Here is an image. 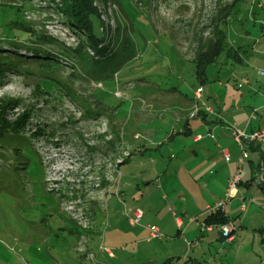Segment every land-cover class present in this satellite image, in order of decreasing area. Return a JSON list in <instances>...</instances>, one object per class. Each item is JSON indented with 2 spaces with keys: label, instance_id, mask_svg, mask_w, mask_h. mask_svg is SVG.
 I'll return each mask as SVG.
<instances>
[{
  "label": "rangeland",
  "instance_id": "rangeland-1",
  "mask_svg": "<svg viewBox=\"0 0 264 264\" xmlns=\"http://www.w3.org/2000/svg\"><path fill=\"white\" fill-rule=\"evenodd\" d=\"M59 1L0 0V57L9 64L0 75V118L2 106L13 102L4 115L8 123L0 120V126L6 125L0 135V264H95L78 254L82 244L94 249L99 264H108L101 261L108 256L98 252L100 243L124 259L116 264L161 262L176 251L186 254V242L206 234L202 223L207 210L226 200L224 213L236 223L237 242L232 246L215 242L209 250L202 238L198 248L205 254L199 259L205 264H214V258L218 264L222 258L229 264H264V191L253 180V187H239L227 199L228 185L224 187L222 180L227 163L221 150L230 152L231 165H237L242 155L228 130L234 119L221 120V128L214 132L218 146L214 143L217 149H210L212 161L202 160L208 173L204 181L189 184L182 173L192 169L195 157L187 162L179 157L184 146L194 147V136L206 133L201 117L191 118L190 113L177 117V106L182 107L184 100L192 102L194 110L198 87L203 89L201 108L210 106L218 112L226 103L231 108L238 101L250 105L254 100H261L264 107V89L261 95L239 89L244 85L240 76L230 72L240 65L224 66V54L207 68L204 84L199 83L193 63L197 52L207 53L216 41V24L235 47L240 36L261 38L257 12L264 15L258 8L262 0H96L104 22L100 32L117 51L96 67L90 58L82 61L72 53L81 39L56 10ZM13 30L20 31L15 32L17 38L9 34ZM199 39L206 42L204 49L198 47ZM40 50L54 57L33 55ZM25 114H29L26 125L13 134V124ZM209 117L213 121L216 114ZM187 124L191 134L177 138L185 135ZM133 130L138 131L140 148L129 166L120 167L119 175L108 166L117 157L132 154L123 139ZM165 131L177 140L164 145ZM247 151L258 170L260 158L250 147ZM168 155L175 159L172 169L178 166L181 174L172 177L180 185L173 189L170 183L166 191ZM241 178L246 180L245 172ZM102 180L105 186L97 188ZM121 180L134 187H123L124 193ZM123 202L144 212L134 231L140 235L136 241L116 236L127 234L111 218L114 213L122 217ZM80 207L93 222L88 230L79 228L68 212L71 208L75 216ZM176 218L184 224L179 237ZM153 225L162 239H150L148 227ZM71 231L86 235L88 242ZM102 233L104 241L99 240ZM194 250L187 252L193 259Z\"/></svg>",
  "mask_w": 264,
  "mask_h": 264
},
{
  "label": "crops",
  "instance_id": "crops-1",
  "mask_svg": "<svg viewBox=\"0 0 264 264\" xmlns=\"http://www.w3.org/2000/svg\"><path fill=\"white\" fill-rule=\"evenodd\" d=\"M258 8L264 10V0H262L259 3ZM254 16H255V12H254ZM257 16H258L257 18L260 19L259 22H262V23H260V28L262 30L261 38H259V39L254 41V40H249V39L248 40L247 39L244 40L240 36V37H238L239 40L237 42L240 41L241 43H240V45H237V47H235V44H232V45L229 44L228 39H227V44H228V46H231V48H233V54L234 55L232 54V56L229 57V55L227 56L226 55L227 53L224 52L223 54H224L225 58H224L222 64L224 66H228L232 62L231 64L235 63L237 65H240L239 69L235 68V69H233V72H230V73H232L233 76H240V78H241L240 83L241 84L243 83L244 85H243V88L241 87L239 89H245V90H247V92H249V93L252 92L254 94L257 92V95H261L259 93H261L262 90L264 89L261 86V84H264V76H260L259 75V71L264 70V15L262 14V12L260 13V11H259V12H257ZM255 19H256V17H255ZM243 33H242V35H243ZM250 33H251L250 31H247L246 38L249 37ZM223 54H221L219 56V58ZM217 60H218V58H217ZM193 63H195V60H194ZM206 74H207V71H206ZM244 78H246V80H244ZM207 80H208V78H207ZM198 89H202V87H198L197 90ZM195 96H196V94H195ZM200 96H201V98L199 100L196 97L195 104L193 106L194 108L198 104V102L202 101V99H203V89H202V93H201ZM233 100L235 101V98H233ZM238 103H239L238 106H233L232 105L231 108H228V105L226 103V106H224L218 112L213 110L210 106H207V107H209L212 110V113H210V114H209V112H205L204 109L199 106L201 108V110L194 117L191 116V113L193 111L192 110V104H193L192 102H187L185 104V100H184V103L182 104V107H180L179 105L177 106V108H178V110L180 112L178 114V116H177L179 118H182L184 116V114H186V116H188L189 113H190V117L191 118L201 117V119H202V121L204 123L203 125H201V130H203L206 133L205 135H203V134H198L197 135V136H202L203 137L202 139H198L197 136H194L193 137V146L194 147L190 148V146H184L183 153H181V156L179 157V159L181 161H186V162L188 161V160H186V158H189L190 156H194L195 157L194 159L191 160V163L193 164L192 169L189 172L187 170H185V172L182 173V174H184L187 177L186 183H189V184L198 183L199 179H201L203 177L205 178L208 175L207 169L202 168V164H203L202 160H205L207 162V161H212L211 159H213L212 158L213 155L210 152V149L215 147V146H213L214 143L217 146H218V144L216 143V138H212L211 135H213L215 137V134H214L215 130L218 127L221 128V126H222V121L221 120H224L226 122H231L232 120H230V119H234L232 125H235V126L241 128V129L246 130L247 133H251L253 131H257V130H261V129L264 130V116L261 114V112L264 111V107H263V103H261V100H254V102L250 103V105L242 104L239 101H238ZM256 110H257V119L253 120V121H250V119L252 118V116H253V114H254V112ZM220 112L221 113L223 112V116L218 117V115L221 114ZM212 114H213V116L216 114V119L213 120V121H211L210 120L211 117H209V116H212ZM231 114H232V116H231ZM232 125L230 124V126H232ZM187 126H188V124H187ZM191 127L193 128L192 124H191ZM191 132H192V130L188 126L187 127V132H184L185 135H180L177 138H181L182 139L183 136H186L187 133L191 134ZM133 133H135V134H133ZM137 133H138L137 130H133L131 132V134H129V135L125 134V136H124V139H123L124 144H125V146L128 149L132 150V154H131V157L128 160V162H126V164H124L122 166H129L132 156H134V154H136L139 151L138 148H140V147L136 143V140L139 139L140 137L138 138L139 135H136ZM229 133H231V138L233 139L232 132L230 130H229ZM177 138L173 137L172 135L169 136L168 135V131H165L164 132V145H165V143L171 144L172 142H175L177 140ZM253 147L254 148H252L251 151L254 154L257 155L256 157L260 158V155L262 153L264 154V146L263 145H254ZM133 149H134V151H133ZM164 151H167V150L164 149ZM221 151H222L221 154H223L224 157H225V154H224L225 151L228 152L229 155H230V162H226L225 161L227 163V166H226L223 178H222V180L224 182V187L228 185L230 179L235 175V173L238 171V169H242L241 176H243L244 172H245V174L247 176V178L245 180L246 182L241 178L242 182L239 185V187H244L245 189H249L250 187H253L252 181L256 180V178L259 176L260 171H261V167L258 170H256V166L253 165V162L255 163V161L254 160H249V158H248L246 160H249V166H248V169H247V172H246V171L243 170L246 161L242 165L243 166L242 168L240 167L241 164L239 162V159H238L237 165L236 164L235 165H231V154H230V152L225 150V149H222ZM216 154H217V152H216ZM170 157L171 156L168 155V156H166V158H168V159L164 158V182L169 180L167 182L166 191H169L168 184H170V183L172 184L170 186L173 187V189H174L175 185H176V187H177V185H180V183L179 184H175V179H173L172 177L177 176L178 174L180 175L181 174V170L178 169V166H175V168L172 169V167H171L172 166V162L175 161V159L172 160ZM259 161H260V159H259ZM118 173H119V175H121L120 174V168H119ZM131 177H133V175H131ZM204 178H203V181H204ZM133 181H134V179H133ZM256 182H257V180H256ZM122 183L123 182L121 180L120 187L122 188L123 192H124L123 187H125V186H127L129 188L134 187L133 183L129 182L128 180H127V184H122ZM181 186H182V184H181ZM259 189H261V188L259 187ZM262 191H264V190H262ZM99 210H100V207L99 208L97 207L95 214L93 213L96 218H97V214H98ZM245 210H246V206L242 205L241 211L244 212ZM102 213H104V212H102ZM225 214H226V212H225ZM104 218H106V217H104ZM111 218L114 220V222H113L114 225H117L119 227V229L123 230L124 232H127V234H123V235L117 233L116 234L117 238H119V239L120 238L130 239L132 241H136L137 239H139L140 235L137 234V236H136V234H134V231H135L136 227H130L129 224L127 223V221L125 220L124 215H122V217H120L119 214H115L114 213V215ZM106 219L107 220L109 219L108 215H107ZM192 223L193 222H191L190 224H192ZM232 223L236 224L235 221H233ZM176 225L178 227V231L176 232L175 236L179 237L183 233L182 229H183L184 224H183L181 219L176 218ZM202 226H203V223H202ZM202 231L206 232V234L199 235L192 242H189V241L186 242V244H187V251H185L186 254L185 253H178V251H176L171 256H164V260L174 259V263L173 264H184L188 260H195L197 262L201 261L199 263L205 264L204 263L205 259H203V258L199 259L200 256L202 255V253L205 251L202 248L201 249L198 248L199 243L202 240H204L202 238H206L207 239V242H208V245H209V247H208L209 250H212L213 245L216 244L215 242L223 241L224 243L229 244L231 246L234 245L237 242V232L236 231H235V239L232 242H230V243L223 238V236L221 234V231L219 230L218 227H214L212 229V231H207L203 227ZM103 233L99 236L100 237L99 240H103L104 241V238L101 239V236H103ZM99 234L100 233H98L97 235H99ZM81 237H80V239H81ZM87 238L89 239V237H87ZM111 240L113 241L114 239L112 238ZM189 244H192V246H189ZM102 245H103V243H102ZM194 248H195L194 253L197 252V255H195L196 257H194V259H193V257L188 255L187 252H189V253L192 252V250ZM88 250H90L91 252L94 251V249H88ZM78 252H77L78 254L85 255V254L81 253L80 251H78ZM204 254H205V252H204ZM112 260L114 261L113 263L111 262ZM101 261L103 263L108 262V263H111V264H114V263L116 264V261H124V259H122L120 257L118 258L114 254L113 258H109L108 257V259H106V260L103 259ZM161 262H157L156 263L155 261H149V262L141 261L140 263L139 262H134V263H131V264H137V263H139V264H149V263H151V264H159ZM100 264H102V263H100ZM125 264H130V263L126 262ZM214 264H218L216 262L215 258H214ZM220 264H229V263H226L223 260V258H222Z\"/></svg>",
  "mask_w": 264,
  "mask_h": 264
},
{
  "label": "trees",
  "instance_id": "trees-1",
  "mask_svg": "<svg viewBox=\"0 0 264 264\" xmlns=\"http://www.w3.org/2000/svg\"><path fill=\"white\" fill-rule=\"evenodd\" d=\"M55 1V0H54ZM60 3L56 2V10L60 11L63 13V15L66 17L68 21V27H70L72 30L75 31L76 34L80 35V42L77 44V46L71 50L72 53L76 57H80L82 61L85 60V58H90L91 64L93 66H100L101 62L103 60H108L110 57H114L117 54L116 52H113V48L110 46V43H106V38L103 36L104 31L101 29L100 32V26L104 25V22L101 19V13L99 12L98 8L96 7V0H60ZM234 6V5H232ZM20 32L19 30H13L9 31L13 32V36L17 38L15 32ZM5 32V30L3 31ZM215 35L217 36L215 42H211L212 45H210L208 49V52L203 54V53H198L195 58V64H196V76L199 81V83L204 84L207 80V74L206 70L208 66L213 64L217 58L224 52V48L228 46L227 44V37H226V32L223 31V29H220L218 24H216L215 27ZM128 44V40L126 41ZM126 43V44H127ZM206 42L204 40L199 39L198 42V47L201 46V49H204L206 46L203 45ZM125 45V46H128ZM4 51V50H1ZM89 52L87 57V53ZM33 55L42 58L43 56L46 58H53L54 54L44 52V51H33ZM227 56L229 57L232 56L233 54V48H230L226 52ZM91 54V55H90ZM234 55V54H233ZM59 60V58H56ZM66 62H68V59L66 57L63 58ZM6 65L8 66L9 64H6L4 62V59L0 57V75L6 73ZM97 69V68H96ZM98 70V69H97ZM75 71V70H74ZM71 77H75L76 73H72L70 75ZM3 79V77L0 76V80ZM68 94H70L68 92ZM13 102H9L6 106H2V114H1V122L4 124H7V120L5 118V111L7 108H9ZM29 118V114H25L22 116V118L19 119L17 123L13 124V129L14 132L13 134H18L20 131H18L21 127L20 126H25ZM3 125V124H2ZM19 125V126H15ZM6 126V125H4ZM4 126H0V135L4 134L6 131L3 129ZM5 128V127H4ZM114 147V146H113ZM251 150L254 148L253 146H250ZM129 159L125 160L122 165L126 164ZM264 169V154L262 153L260 155V163L258 168ZM257 180V178H256ZM103 184V185H102ZM106 183H103V180L101 182V187L105 186ZM257 185L264 190V180L257 182ZM229 223H232V219L227 216L224 212L219 211L216 214H213L211 216L205 217V220L203 224L206 227H219L222 225H227ZM75 228L78 229V227L74 226ZM72 232V231H71ZM75 234L77 237H81L84 234H77L76 232H72ZM223 236V235H222ZM223 238L226 240V238L223 236ZM174 259H167L163 260L159 264H173ZM151 264V263H149ZM184 264H201L195 260H188Z\"/></svg>",
  "mask_w": 264,
  "mask_h": 264
},
{
  "label": "built area",
  "instance_id": "built-area-1",
  "mask_svg": "<svg viewBox=\"0 0 264 264\" xmlns=\"http://www.w3.org/2000/svg\"><path fill=\"white\" fill-rule=\"evenodd\" d=\"M259 75L264 76V71H259ZM241 87H242V85H239V88H241ZM201 93H202V89H198L196 92V97L198 100L201 98V96H200ZM203 109L205 112L212 113V110L207 106H205V108H203ZM200 110H201V108L197 104L195 106L193 112L191 113V116L192 117L196 116ZM256 119H257V110L254 112L250 121H253ZM228 129L232 132V136H233L234 141L236 142V144L240 147V149L242 151V155L239 158V162L241 165H243L244 162L246 161V159L249 158V153L247 151L248 147L254 146V145H263L264 146V130L263 129L253 131L251 133H247L246 130L241 129L235 125L229 126ZM211 137L214 138L213 135H211ZM197 138L202 139L203 137L197 136ZM224 154H225L226 162H230L229 153L225 151ZM130 157H131V154L129 155L128 153H125L124 157H117L116 160L114 162H112V164H110L108 167L112 171L115 170V172L117 173L119 171V168L122 166L123 162L127 159H130ZM241 174H242V169H238V171L235 173V175L230 179V181L228 183L227 199L230 198L232 193L241 184V182H242ZM263 180H264V169L261 168L260 174L257 177V182L263 181ZM100 187H101V185H99L97 188H100ZM49 191L52 192L51 188H49ZM116 195L118 196L117 192H116ZM226 203H227V200L224 201L221 205H217V206H214L213 208H209L206 212V217L211 216L213 214H216L219 211L224 212L223 208H224V205ZM105 208L107 210V206H105ZM79 211H80L79 214H76L75 216H73L71 208L68 210L69 214H71L72 219L74 218L75 224L77 226H79V228H82L84 230H88L89 228L92 227L93 222L90 219V217L86 215L83 208L80 207ZM123 215H124L125 220L127 221V223L129 224L130 227H137L141 224V222L143 220L144 212L140 208L131 207V206L127 205L125 202H123ZM203 227L207 231H212V229L214 228L213 226L212 227L211 226L206 227L204 224H203ZM218 228L221 231V234L226 238V240L229 243L235 239L236 228H235L233 223H229L227 225H222V226H219ZM148 230L150 231V239H153V240L162 239L163 235L161 234L160 230L157 227L149 226ZM104 232H105V230H104ZM103 238H104V235L101 236V239H103ZM81 239L84 243L88 242V240H89L86 235H83L81 237ZM189 246H192V244H189ZM79 251L81 253L85 254L89 261L94 262L95 264H99L96 261L95 254L93 252H91L90 250L86 249L83 244H82V247L79 249ZM98 252L102 253V254H106L109 258L114 257L113 251L108 249V248H105L102 245V243L100 244ZM108 264H111V263H108Z\"/></svg>",
  "mask_w": 264,
  "mask_h": 264
}]
</instances>
